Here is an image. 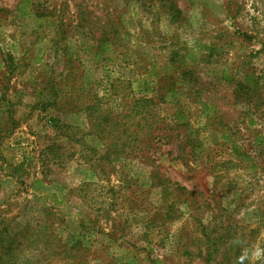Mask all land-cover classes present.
Returning a JSON list of instances; mask_svg holds the SVG:
<instances>
[{"label": "rangeland", "instance_id": "374dc122", "mask_svg": "<svg viewBox=\"0 0 264 264\" xmlns=\"http://www.w3.org/2000/svg\"><path fill=\"white\" fill-rule=\"evenodd\" d=\"M6 232L16 264H264V0H0Z\"/></svg>", "mask_w": 264, "mask_h": 264}, {"label": "trees", "instance_id": "16d2710c", "mask_svg": "<svg viewBox=\"0 0 264 264\" xmlns=\"http://www.w3.org/2000/svg\"><path fill=\"white\" fill-rule=\"evenodd\" d=\"M183 76L186 75L185 72L181 73ZM181 75V78H182ZM204 110L207 109V107L203 106ZM15 236H10L7 232L6 233H0V264H16L14 257L11 256L13 252V246H14Z\"/></svg>", "mask_w": 264, "mask_h": 264}]
</instances>
